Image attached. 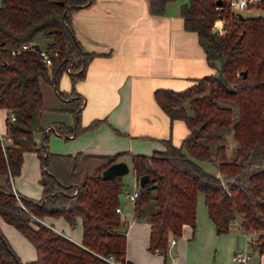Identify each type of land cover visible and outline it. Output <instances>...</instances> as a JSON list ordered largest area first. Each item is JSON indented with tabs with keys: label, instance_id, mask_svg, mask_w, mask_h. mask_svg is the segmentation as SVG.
<instances>
[{
	"label": "trees",
	"instance_id": "trees-1",
	"mask_svg": "<svg viewBox=\"0 0 264 264\" xmlns=\"http://www.w3.org/2000/svg\"><path fill=\"white\" fill-rule=\"evenodd\" d=\"M92 1L1 0L0 108L6 109L8 141L0 142V174L5 175L0 184V218L33 245L35 256L21 261L0 230V264H131L124 255L125 225L114 209L121 205L117 200L123 186L121 175H100L123 154L129 156L136 184L140 174L147 175L130 209L135 220L149 224L150 251L165 258L168 238L177 237L183 223L194 226L198 191L203 193L207 216L217 232H226L237 217L241 229L256 231L250 245L256 252L263 251L264 0L256 1L259 12L241 18L230 10L227 0H186L179 5L183 28L196 33L214 71L181 90L153 91L155 102L169 119H179L186 127L178 143L165 138L163 149L147 154L49 151L45 134L39 141L33 137L41 108L39 79L50 83L60 98L78 97L74 82L83 76L92 54L83 51L74 37L70 13ZM167 1L147 0L148 12L161 14ZM216 22L220 27L212 31ZM36 33L44 38L39 48L48 53V65L30 45L9 52L22 42H36ZM62 71L69 79L67 92L57 87ZM73 122V126L59 122L53 131L75 134L96 126L100 119L80 126L76 115ZM23 151H33L38 158L39 198L11 188ZM200 160L212 161L216 172L204 170ZM44 215L61 216L70 226L79 217L80 242L39 222Z\"/></svg>",
	"mask_w": 264,
	"mask_h": 264
},
{
	"label": "crops",
	"instance_id": "crops-1",
	"mask_svg": "<svg viewBox=\"0 0 264 264\" xmlns=\"http://www.w3.org/2000/svg\"><path fill=\"white\" fill-rule=\"evenodd\" d=\"M185 1H167L161 14H150L147 0H93L71 11L74 37L83 51L92 56L85 64L83 76L74 82L78 97L60 98L50 83L39 79L41 108L35 118L38 123L34 124L33 134L37 132L40 138L45 134L49 150L66 153L147 154L163 149L165 138L178 143L186 127L179 119H169L155 102L153 91L157 88L181 90L193 84L196 78L214 71L205 59L196 33L182 26L179 5ZM57 78L59 89L67 92V74L63 72ZM54 110L60 113H52ZM0 112L3 118L0 135H5L6 109L0 108ZM61 112L71 117L66 118ZM76 115L80 126L94 118L100 122L75 134L57 133L51 128L44 133L42 124L55 127L60 122L73 126ZM49 130L53 135L47 134ZM124 158L129 159L128 154L120 155L117 160ZM38 178L35 152L23 151L19 173L10 180L12 190L39 198ZM4 179L5 175L0 174V184ZM135 184L133 175L131 188ZM124 188L122 186L121 191H125ZM123 204L121 202V207ZM119 218L125 225V259L131 264H234L231 254L235 250L251 253L245 264H264V250L256 252L250 245L256 231L241 229L236 217L226 232H217L207 216L200 191L196 193L194 226L181 225L180 234L171 245L172 254L168 252L165 258L147 247V221L135 220L130 207L121 210ZM38 221L80 242L79 217L72 226L61 216L44 215ZM0 230L21 261L34 258L33 245L1 218Z\"/></svg>",
	"mask_w": 264,
	"mask_h": 264
},
{
	"label": "built area",
	"instance_id": "built-area-1",
	"mask_svg": "<svg viewBox=\"0 0 264 264\" xmlns=\"http://www.w3.org/2000/svg\"><path fill=\"white\" fill-rule=\"evenodd\" d=\"M258 0H227V3L229 5V8L231 11L233 12H238L240 10H243V9H247L248 8V5L249 3H252V2H256ZM28 45L31 46V43L29 44L28 42H22L20 43V45L18 47H12L10 48L9 52L11 54L17 52L18 50L20 49H23V48H26L28 47ZM38 54L40 55L42 61L48 65L50 64V59H49V55L48 53L43 49V48H39L38 46ZM67 71L69 70V67L68 65L66 66L65 68ZM9 118L12 119L13 118V115L10 114L9 115ZM50 128V126H45L43 128V131L45 132L46 130H48ZM8 141V138L5 136V135H0V142L1 144H4ZM124 196H125V200L129 203V207L131 205V202L132 200L134 199V196L137 194L138 192V185L135 184L134 187L130 190V191H122ZM18 205L20 207H22V204L18 201ZM115 211L117 212H121V205L120 206H116L115 208ZM31 220H37L36 217H34L33 215H30L29 216ZM174 242V237H169L168 238V245H172ZM250 256H251V253L248 252V251H245V250H235L232 252L231 254V259L232 261L234 262V264H245L249 259H250Z\"/></svg>",
	"mask_w": 264,
	"mask_h": 264
},
{
	"label": "rangeland",
	"instance_id": "rangeland-1",
	"mask_svg": "<svg viewBox=\"0 0 264 264\" xmlns=\"http://www.w3.org/2000/svg\"><path fill=\"white\" fill-rule=\"evenodd\" d=\"M175 2H178V1H183V0H174ZM260 10L256 7V2H252V3H249V5H248V8L247 9H243V10H240V11H238L239 13H241V14H243V15H250V14H255V13H257V12H259ZM215 25H216V28L217 27H220V23L219 22H216L215 23ZM34 40L38 43V45L39 46H41V47H43L44 46V44H45V41H44V38L42 37V35L40 34V33H36L35 34V36H34ZM63 73V71L60 73V74H62ZM59 74V75H60ZM57 87L59 88V80H58V78H57ZM52 113H54V114H57V113H60L59 111H56V110H54ZM53 114V115H54ZM61 114H64L65 116H66V118L68 117H71L67 112H61ZM263 115H264V107H263ZM64 116V117H65ZM53 117V116H52ZM36 119H37V117H36ZM36 119H35V121H34V124L37 122L38 123V121H36ZM3 120V118H2V113L0 112V122ZM42 123L40 122V125H41ZM43 125V128L46 126V125H48V124H42ZM51 125V124H50ZM49 125V126H50ZM47 134H52L53 135V133H52V131L51 130H49V132L47 133ZM34 138H36L35 140L36 141H39L40 140V134H38L37 132H35L34 134ZM47 149H48V147H47ZM49 150V149H48ZM49 151H51V150H49ZM53 152H61V153H66V152H64V151H53ZM125 162H126V164H127V166H128V170H127V172L126 173H124V174H122L121 175V181H122V184H123V187H125L124 189H125V191H130L132 188V186H131V183H132V180H133V175H132V170H131V168H130V162H129V159L128 158H124L123 159ZM198 163H199V165L204 169V170H206V171H208V172H210V173H215L216 172V167H215V165H214V163L212 162V161H210V160H200V161H198Z\"/></svg>",
	"mask_w": 264,
	"mask_h": 264
},
{
	"label": "water",
	"instance_id": "water-1",
	"mask_svg": "<svg viewBox=\"0 0 264 264\" xmlns=\"http://www.w3.org/2000/svg\"><path fill=\"white\" fill-rule=\"evenodd\" d=\"M215 2L218 3V0H216ZM236 16L238 18H241L242 14L237 12ZM215 30H216V26H213L212 31H215ZM240 36H241V33H239L238 36L235 38L236 42L239 40ZM31 47L33 49H37L38 43L32 42ZM50 128L53 130V128L51 126H50ZM127 170H128V166H127L126 162L123 159H118V160H115V161L109 163L107 166H105L101 170L100 175L102 178H109V177L114 176V175H122V174L126 173ZM146 179H147L146 174H140L137 178V185L139 187L142 186ZM117 200L119 202H124L123 206L121 207L122 211L129 209V203L125 200V196H124L122 191L117 193ZM168 252H169V254H172V246L171 245L168 248Z\"/></svg>",
	"mask_w": 264,
	"mask_h": 264
}]
</instances>
